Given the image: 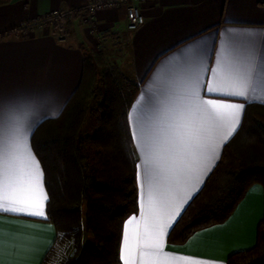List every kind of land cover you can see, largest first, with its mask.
<instances>
[{
	"label": "crops",
	"instance_id": "crops-1",
	"mask_svg": "<svg viewBox=\"0 0 264 264\" xmlns=\"http://www.w3.org/2000/svg\"><path fill=\"white\" fill-rule=\"evenodd\" d=\"M91 1L96 0H12L0 6V150L12 151L24 171L30 150L43 174L35 201L47 196L45 215L36 216L28 213L40 207L12 204L0 192L3 207L26 209L0 210V264H42L55 241L45 173L32 137L42 122L62 114L79 88L85 53L101 54L103 47L112 52L113 67L139 87L128 112L139 211L123 224L121 264L126 230L131 237L159 220L171 224L162 236L163 264H228L231 255L256 244L264 217V188L258 183L223 223L195 232L183 244L169 243L168 236L238 134L247 104L264 105V0H150L142 5L145 24L135 32L127 31L125 6L103 9L96 14V34L82 12ZM54 11L73 13L66 43L58 42L50 25L19 31L23 23ZM235 91L246 95H229ZM207 101L244 105L239 126L226 141L230 124L202 118L197 106ZM192 144L200 145L194 154ZM32 194L17 192L20 198Z\"/></svg>",
	"mask_w": 264,
	"mask_h": 264
},
{
	"label": "trees",
	"instance_id": "trees-1",
	"mask_svg": "<svg viewBox=\"0 0 264 264\" xmlns=\"http://www.w3.org/2000/svg\"><path fill=\"white\" fill-rule=\"evenodd\" d=\"M11 1L0 0V6ZM100 59L101 54L85 53L79 88L59 117L45 120L33 133L32 146L43 166L49 196L48 220L56 230L42 264H121L123 224L139 211L137 161L128 123L139 87L117 67L101 77ZM99 79L101 127L83 139L82 127ZM255 183L264 188V105L249 103L238 134L223 149L204 186L170 231L168 242L183 244L195 232L226 221ZM83 204L85 225L97 245L83 243L79 209ZM228 264H264V217L255 246L231 255Z\"/></svg>",
	"mask_w": 264,
	"mask_h": 264
},
{
	"label": "snow or ice",
	"instance_id": "snow-or-ice-1",
	"mask_svg": "<svg viewBox=\"0 0 264 264\" xmlns=\"http://www.w3.org/2000/svg\"><path fill=\"white\" fill-rule=\"evenodd\" d=\"M229 95L245 96L246 93L245 91H235L229 93ZM204 105L210 106L211 110ZM197 107L202 112L203 120L209 124L214 121L230 124L227 135L223 137L226 141L237 130L244 105L219 104L213 101H207ZM189 147L193 150L194 154L195 148L200 147V145L192 144ZM17 159L18 157L7 147L0 150V192H2V199L10 200L12 204H24L27 207H40V211L29 212L28 214L44 216L45 213L42 210V201L46 200L47 196L42 195L39 202H36L34 198V188H42L43 174L40 171L39 163L35 160L34 156H31L30 150L28 156L29 165L27 166L28 171H24L22 168L17 167ZM23 185H27V188L20 187ZM18 191L33 194L20 198L17 195ZM148 200L151 212L153 210L151 190L149 191ZM0 210L24 212L26 209L25 207L5 208L3 205H0ZM133 220H135V217L129 220L128 224H132ZM170 226V223L159 220L152 227L146 225L143 232L137 231L131 237L126 230L121 253V259L124 261V264H137V255L139 264H163V261L160 259L162 253V236L164 235V230Z\"/></svg>",
	"mask_w": 264,
	"mask_h": 264
},
{
	"label": "built area",
	"instance_id": "built-area-1",
	"mask_svg": "<svg viewBox=\"0 0 264 264\" xmlns=\"http://www.w3.org/2000/svg\"><path fill=\"white\" fill-rule=\"evenodd\" d=\"M150 0H96L89 2L82 10L84 23L89 26L92 33H98L95 25L96 14L103 9H112L121 6L126 7V28L128 32H135L145 24V16L142 11L143 3ZM72 12L54 11L42 18L28 21L22 24L19 31L28 32L52 26L54 35L59 43H66L70 36V20Z\"/></svg>",
	"mask_w": 264,
	"mask_h": 264
},
{
	"label": "rangeland",
	"instance_id": "rangeland-1",
	"mask_svg": "<svg viewBox=\"0 0 264 264\" xmlns=\"http://www.w3.org/2000/svg\"><path fill=\"white\" fill-rule=\"evenodd\" d=\"M111 54V55H110ZM102 59H100L97 63L98 72L100 73L101 77L103 76L105 71H109L114 66L113 56L112 52L108 51V49H104L101 52ZM112 58V59H111ZM101 79V78H100ZM97 80V83L94 86L95 93L90 99V107L91 112L86 118V123L82 127V133L81 137L83 139L91 138L97 130L101 127V112L99 111V106L103 103V96L101 95V91H103V88L101 86V80ZM75 165H73L74 167ZM73 180V184L75 185L77 183L75 172H73L71 176ZM82 214V221H83V243L84 244H94L97 245V240L93 236L91 232L88 231L86 225H85V207L84 204L79 207Z\"/></svg>",
	"mask_w": 264,
	"mask_h": 264
}]
</instances>
